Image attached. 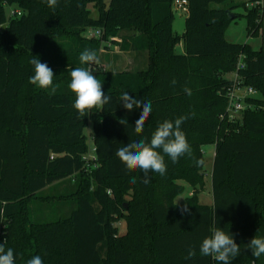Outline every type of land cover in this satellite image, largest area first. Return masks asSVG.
I'll use <instances>...</instances> for the list:
<instances>
[{"label": "trees", "instance_id": "1", "mask_svg": "<svg viewBox=\"0 0 264 264\" xmlns=\"http://www.w3.org/2000/svg\"><path fill=\"white\" fill-rule=\"evenodd\" d=\"M187 1L186 30L179 35L174 0H58L55 9L44 0H0V243L14 250L15 264L35 255L43 264H222L199 250L217 227L240 245L230 264H264V255L256 258L246 246L264 237V110L245 111L237 121L225 116L234 84L226 74L255 87L262 98L248 101L264 107V48L225 38L241 18L248 36L257 37L263 12L249 6L259 0ZM6 7L22 14L7 17ZM90 28L100 37L84 36ZM123 29L138 33L120 36ZM106 41L122 51H148V67L107 72L80 64L82 51L99 56ZM181 42L183 53L176 51ZM34 56L53 70L56 94L29 83ZM75 67H90L111 97L83 118L68 88ZM124 92L151 103L141 134L134 127L142 107L126 110L119 99ZM184 115L189 119L181 130L192 156L205 160L203 146H215L212 204L200 203L197 193L175 202L185 189L181 181L195 191L205 185L204 166L187 155L175 164L165 155L166 173L149 170L148 184L143 171H127L115 156L123 145L150 140L164 120ZM89 125L94 160L85 159ZM233 125L240 131L224 135L222 127ZM184 205L189 212H181ZM117 215L127 222L123 234L114 224ZM192 246L196 255L186 259Z\"/></svg>", "mask_w": 264, "mask_h": 264}, {"label": "clouds", "instance_id": "2", "mask_svg": "<svg viewBox=\"0 0 264 264\" xmlns=\"http://www.w3.org/2000/svg\"><path fill=\"white\" fill-rule=\"evenodd\" d=\"M44 2L52 9L58 5V0H44ZM79 62L81 65H93L99 64L100 59L96 51L85 49L79 55ZM29 63L34 66V75L29 77V83L40 89L49 90L50 95L56 94L59 86L53 84L55 75L48 64L42 63L37 56H34ZM70 77L68 88L75 94L73 107L78 112L79 117L88 116L91 110H101L104 105L110 103L111 97L105 95L102 83L96 78L90 67H75L70 71ZM175 83L176 81L173 80L172 84L175 85ZM183 91L188 96L192 95V90L188 87H184ZM119 99L128 111L142 107V112L134 127L135 133L141 134L152 111L151 103L134 98L128 92L122 93ZM191 115L195 116V113L193 112ZM187 119L189 116L184 115L174 121L164 120L154 130L150 140L143 138L132 141L126 146L123 145L117 149L115 156L125 165L127 171H143L145 174L143 183L145 184L150 183V178L147 175L149 170L159 173L161 176L166 173L165 155L171 159L173 164L177 163L180 157L187 155L193 158L197 167L204 166L205 160L203 158L195 159L192 156L191 146L184 131L181 130V125ZM120 123L124 124L125 121L121 120ZM129 182L136 183V178L131 177ZM181 212H189L188 206L184 205ZM5 243L6 241L0 243V264H15L14 250L12 248L6 250ZM246 246L251 250L254 257L260 258L264 255V237L254 236ZM199 250L203 256H211L217 262L230 264L231 260L239 255L240 245L235 242L232 234L217 227L210 236L203 239ZM195 255V247L192 246L188 250L186 259H191ZM27 264H43V260L40 255H35L27 260Z\"/></svg>", "mask_w": 264, "mask_h": 264}, {"label": "rangeland", "instance_id": "3", "mask_svg": "<svg viewBox=\"0 0 264 264\" xmlns=\"http://www.w3.org/2000/svg\"><path fill=\"white\" fill-rule=\"evenodd\" d=\"M91 9V16L96 18L98 16V13L96 9L94 8L93 4L90 5ZM173 12L176 15L174 20V27L176 31L179 29V27L184 28L185 24V15L179 12L176 5L173 3ZM242 12V10H241ZM6 13L7 17L10 14V7H6ZM178 14V15H177ZM182 15V16H179ZM264 15V12H263ZM180 23V25H179ZM247 24L244 20L239 21L237 20V23H234L231 26L230 32H228V38L230 42L234 43H245L247 42L248 38H250L247 34L246 30ZM136 33L137 31L132 29H123L121 30L120 36H129L133 33ZM101 31L97 28H90L88 29L83 35L89 38H98L101 35ZM138 33V32H137ZM264 36V25H263V16H262V25L259 30V35ZM258 35V36H259ZM262 37V36H261ZM261 37H259L261 39ZM253 41H257L258 37H253ZM118 39V38H117ZM116 39V40H117ZM177 52H181L182 48L180 45L176 48ZM100 63L99 64H93V70H101V71H113V70H130V71H136V70H144L148 67L149 63V54L146 50H130V51H122L118 46L113 44L111 41L104 42L103 48L100 50L99 54ZM233 74H226L225 76L228 78H233ZM255 98H262L261 93H258V96ZM254 109H263L264 107L262 105H256L253 104ZM251 110V109H250ZM228 119V118H227ZM230 120V119H228ZM88 135L89 143L93 145L92 142V125H89L88 128L85 130ZM224 135H229L230 133L239 132L240 128L233 125L232 127H222V130ZM222 136V134H221ZM204 150H202L203 155L205 156V164H204V171L206 172L205 175V185L202 189H197L196 191L194 188H192L187 183L185 184V189L183 193L178 195L175 198V202L178 204H182L186 201V198L191 196L193 193H197V197L199 202L202 204H212L213 203V195H212V178H211V171L213 167V145H207V148L203 146ZM181 183V182H180ZM264 191V186H263ZM196 195V194H195ZM126 207H128V202H125ZM116 219L114 224L118 227L119 232L121 234L125 233L127 230V222L124 217H120L119 215L116 216Z\"/></svg>", "mask_w": 264, "mask_h": 264}, {"label": "built area", "instance_id": "4", "mask_svg": "<svg viewBox=\"0 0 264 264\" xmlns=\"http://www.w3.org/2000/svg\"><path fill=\"white\" fill-rule=\"evenodd\" d=\"M174 4L176 5L180 13L188 14L187 0H174ZM253 4L259 6L261 8V11L264 12L263 2L261 0L252 3V5ZM21 14H22L21 9L16 7H10L11 16H20ZM238 66L243 67L244 66L243 62L240 61ZM233 81H234L233 87L227 91L228 105L226 108L225 116L232 121H237V120H241L245 111H248L250 109L254 110L253 103L249 102L248 99L257 97L259 91L253 86L244 85L237 73H234ZM95 157H96V147L93 143V145L90 144V150L89 153L85 156V159L94 160Z\"/></svg>", "mask_w": 264, "mask_h": 264}, {"label": "crops", "instance_id": "5", "mask_svg": "<svg viewBox=\"0 0 264 264\" xmlns=\"http://www.w3.org/2000/svg\"><path fill=\"white\" fill-rule=\"evenodd\" d=\"M236 2H244V1H249V0H235ZM262 2H263V8H264V0H261ZM252 5V3H249V6H251ZM241 10H242V12H241ZM237 12H239V13H245L244 12V10H243V8H239V9H237ZM178 15V14H177ZM176 16V15H175ZM179 16H182V15H179ZM185 16H187V15H185ZM175 20V19H174ZM242 20H244L245 22H246V24H247V21H246V19L245 18H241V19H239V21H242ZM185 21H186V17H185ZM184 21V22H185ZM234 23H237V20L236 21H234V22H232L230 25H229V27L227 28V30H226V32H225V38L228 40V41H230L229 40V38H228V32H230V30H231V26L234 24ZM179 25H180V23H179ZM263 25H264V15H263ZM173 30H174V32H176L177 34H179V35H182V34H184V32H185V30H186V26H185V24H184V28L181 26V27H179V29L176 31V29H175V27H174V21H173ZM262 36V37H261ZM258 38V40L257 41H253V37H250V38H248V40H247V43H249L250 45H251V47L254 49V50H260L261 48H264V36L263 35H259V36H257ZM259 37H261V39L259 38ZM121 39H119L118 38V41H120ZM178 45H180L181 46V48H182V50H181V52H179V53H183L184 52V46H183V43L181 42L180 44H178ZM177 45V46H178ZM177 48V47H176ZM177 51V50H176ZM234 76V75H233ZM205 148H207V146H205ZM204 150V149H203ZM214 155H215V146L213 145V157H214ZM181 183L185 186V182H182L181 181ZM201 203V202H200Z\"/></svg>", "mask_w": 264, "mask_h": 264}]
</instances>
